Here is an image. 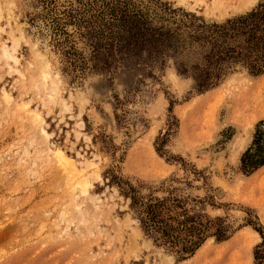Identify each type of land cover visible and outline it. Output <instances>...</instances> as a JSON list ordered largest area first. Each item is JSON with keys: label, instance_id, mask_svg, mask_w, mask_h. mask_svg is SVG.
<instances>
[{"label": "rangeland", "instance_id": "374dc122", "mask_svg": "<svg viewBox=\"0 0 264 264\" xmlns=\"http://www.w3.org/2000/svg\"><path fill=\"white\" fill-rule=\"evenodd\" d=\"M263 1L0 0V264H255L264 165L246 172L242 156L264 121V72L225 59L204 90L195 72L221 39L212 25L248 22ZM15 38L10 64L24 77L1 57ZM41 57L56 101L38 82ZM25 101L52 143L96 162L87 193H72L67 175L80 179L82 167L49 158ZM150 205L174 229L191 219L182 237L203 230L206 240L181 258L182 245L143 225ZM220 226L228 238L214 235ZM245 226L261 238L240 236Z\"/></svg>", "mask_w": 264, "mask_h": 264}, {"label": "trees", "instance_id": "16d2710c", "mask_svg": "<svg viewBox=\"0 0 264 264\" xmlns=\"http://www.w3.org/2000/svg\"><path fill=\"white\" fill-rule=\"evenodd\" d=\"M241 19L248 22H224L212 25L217 33L215 40L218 37L221 39H217V49L206 55L207 64L201 68L196 66L199 69L195 72L199 90L207 89L217 83L220 75L219 72H215L216 65L225 59L243 62L253 74L264 72V1ZM229 38L237 40L238 43L236 45L227 43L226 40ZM186 70L184 68V71ZM262 165H264V121L258 123L253 143L242 156V168L246 172H252ZM146 212L147 216L142 220L145 228L146 226L156 228L153 232L156 241L173 248L182 245L177 249L181 258H184V252L192 253L206 240L203 230L189 233L190 237L181 236V232L188 229L187 223L191 219L185 218L179 221V226L174 229L168 223H163L164 220L152 209V206ZM261 233L263 241L256 246L255 264H262L260 259L263 257L261 251L264 245V233ZM214 235L218 240H223L228 238L230 233L227 232L226 226H220L219 231Z\"/></svg>", "mask_w": 264, "mask_h": 264}, {"label": "bare ground", "instance_id": "6f19581e", "mask_svg": "<svg viewBox=\"0 0 264 264\" xmlns=\"http://www.w3.org/2000/svg\"><path fill=\"white\" fill-rule=\"evenodd\" d=\"M215 8H217L216 5L212 6V9H215ZM19 40L20 39L15 38L13 40V44L10 46L7 44H3L2 50H1V57L5 59V62L7 63V65H9L10 69L17 71L22 77H24V73L20 69H18L17 67H14V65L10 64V61H13L14 64L19 63V58L17 56ZM36 73H37L36 75H37L38 82L42 83V85H44V87L47 91L46 95H47L48 99L50 101H56V98H58V96L60 95L59 92L61 91V89H59L58 80L56 79V77H54V75L51 74L50 64H49V61L47 59H44L41 57V61L38 65V70ZM47 85H49V87H47ZM3 97L9 102L12 99L11 93L4 90V89H3ZM28 102H26V101L25 102H18L17 105H19L21 107L22 105H25ZM63 103H64V105H66L65 101H63ZM25 109L28 113H31V116H32L33 120L36 122V124L40 125L39 127H40L41 135H42L44 141L47 143L48 151L51 154L49 158H52L55 161L57 160V162L62 164V166L63 165L65 166L67 163H72V164L78 163L82 167V172H80L81 175L78 176V178H80V179L74 180L72 175H70V174L67 175V184L69 185V188H71L70 190H72V193L75 194V189L77 188V186L80 187V190L83 193H87L88 188L91 185V182H89V180H88V175H91L93 171H94V175L97 174V173L95 174V170H94L96 168V162H94L92 159L91 160L87 159L81 153H78V157L80 158L78 160L68 156L59 146L57 147V145H55L54 143L51 142V133L43 126L44 117L41 115L40 111H38L36 108H32L29 106H26ZM252 121L253 120L249 121L248 124L251 125ZM248 139H250V131L246 130V135L243 138H241V140L239 141V148H243L245 146L246 142L248 141ZM87 169L89 171H87ZM73 175H75V173ZM76 209L79 210L80 208L77 206ZM240 231H241L240 236H242L243 238H245V237L246 238H252L249 241H255L258 238H261L258 231L255 229L246 228V226H245L244 228H241ZM249 246H251V242H250Z\"/></svg>", "mask_w": 264, "mask_h": 264}]
</instances>
